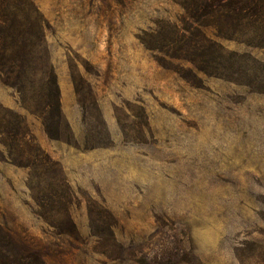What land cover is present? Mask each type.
I'll return each instance as SVG.
<instances>
[{"label": "rangeland", "instance_id": "rangeland-1", "mask_svg": "<svg viewBox=\"0 0 264 264\" xmlns=\"http://www.w3.org/2000/svg\"><path fill=\"white\" fill-rule=\"evenodd\" d=\"M12 3L0 264H30L15 241L44 264H264V22L234 34L176 0Z\"/></svg>", "mask_w": 264, "mask_h": 264}, {"label": "trees", "instance_id": "trees-1", "mask_svg": "<svg viewBox=\"0 0 264 264\" xmlns=\"http://www.w3.org/2000/svg\"><path fill=\"white\" fill-rule=\"evenodd\" d=\"M14 0H0V29L2 25L8 22L7 7L11 10V5ZM176 2L185 9L187 16L193 20L194 23H202L201 20L210 18H220L232 23L233 33L246 35L248 29L246 25L249 21H256L258 23L264 22V0H176ZM27 15L25 20L28 27L39 26V19L35 17L33 12V6L26 1ZM240 27V28H239ZM37 30V29H36ZM39 33V30H37ZM264 33V31L262 30ZM1 40V34H0ZM8 48L0 45V74L4 76L8 81L13 80V76L16 78L15 84H20L19 79L21 71L24 67L17 66L16 63L10 61L8 58ZM24 82V81H23ZM40 166L53 169L57 166L47 155H43L40 159ZM44 216V215H40ZM12 240H10L11 242ZM18 244V250L20 251V259L22 261H29L30 264H44L41 260V255L38 249L32 247L27 242L15 241Z\"/></svg>", "mask_w": 264, "mask_h": 264}]
</instances>
